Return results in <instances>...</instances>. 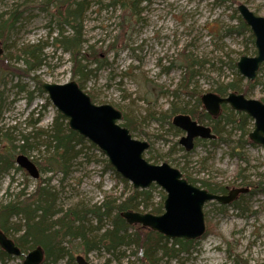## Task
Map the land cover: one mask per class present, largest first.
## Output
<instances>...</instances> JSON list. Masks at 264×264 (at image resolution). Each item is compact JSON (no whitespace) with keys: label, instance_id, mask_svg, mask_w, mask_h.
Instances as JSON below:
<instances>
[{"label":"rangeland","instance_id":"rangeland-1","mask_svg":"<svg viewBox=\"0 0 264 264\" xmlns=\"http://www.w3.org/2000/svg\"><path fill=\"white\" fill-rule=\"evenodd\" d=\"M113 1H89L82 18V51L86 60L77 64L79 58L75 61L55 41L60 30L71 35L70 29L57 20V2L0 0V15L24 11L6 41L0 42L4 51L0 59L7 62L5 66L0 61V66L25 68L15 58L21 46L39 44L41 51V65L27 76L0 74V153L13 146L14 157L25 155L40 173L39 179L34 180L15 163L14 169L0 179V205L15 200L22 190L25 197L32 195L37 182L45 180L55 196L53 210L58 214L52 218L54 221L64 213L89 212L103 204L119 203L133 189L105 168L106 158L97 148L98 151L81 147L66 173L48 169L46 162L53 151L42 140L29 151L21 153L18 148L23 143L22 136L50 130L58 113L40 85L75 82L91 96L95 106L109 105L135 124L130 134L150 145L144 158L151 164H169L189 175L199 189L202 182L227 191L245 184L252 187L249 193L239 196L235 205L206 203V232L194 241L190 252L155 260L154 264H264V148L245 143L253 122L242 128L225 125L222 139L213 144L201 142L189 153L179 145L185 134L171 123L175 115L195 106V98H190L189 92L194 91L199 97L213 93L238 74L236 63L241 57L255 56L249 34L235 31L236 8L243 4L264 18V0H123L126 5ZM65 9L64 6L62 10ZM185 60L194 64L193 77ZM79 66H84L85 76L79 73ZM243 82L245 86L247 81ZM255 82L254 89L243 95L261 101L264 70L257 73ZM173 108L178 111L171 115ZM202 125L211 126L207 120ZM243 133L246 135L242 138ZM160 192L165 197L160 188L153 190V207L163 204ZM220 207L225 212L219 211ZM85 220L95 236L109 226L108 220L99 222L89 214ZM11 223H19V219H12ZM208 224L214 228L211 234L207 233ZM63 244L74 258L84 256L79 240L66 238ZM86 259L91 264H141L134 250L112 254L96 247ZM23 260L24 257L9 256L4 264H22ZM43 264L73 263L63 257Z\"/></svg>","mask_w":264,"mask_h":264},{"label":"trees","instance_id":"trees-1","mask_svg":"<svg viewBox=\"0 0 264 264\" xmlns=\"http://www.w3.org/2000/svg\"><path fill=\"white\" fill-rule=\"evenodd\" d=\"M89 1L90 0H47V4L54 2L58 3L59 6H57L56 10L57 20L60 24L67 26L71 31V35H68V37L65 35L66 32L64 30H60L58 34L59 38H56L55 41H58L62 48L73 56L75 61L79 58V61L76 62L77 64H79L81 60H86L84 51H82L83 41L81 35L83 28L82 18ZM133 1L134 0L131 2ZM223 1H232L236 3L234 0ZM113 2L126 5L123 0H115ZM64 6L66 9L62 10ZM23 13L24 11L14 10V12L7 16L6 14L0 15V42L6 41L10 33L19 23ZM236 20V33L247 32L250 42L254 44L253 36L249 28L239 16ZM40 52L39 44L21 46L17 49L15 58L16 61L21 62L25 68L19 70L0 66V74L2 72L5 74L18 73L27 76L31 71H34L41 65ZM254 55H256V52H254ZM0 61H2L1 64L7 66V62H5L3 57ZM185 63L187 71L193 77V62L185 60ZM79 67L81 68L79 73L85 76L86 74L82 70L84 66ZM263 70L264 68L261 67L259 72ZM243 81L244 80L237 74L227 84L219 85L214 89L213 93L221 97L228 93H250L255 87V80L253 82H247L245 86H243ZM188 95L190 98H195V106L190 110L185 109L183 114L190 116L191 119L195 120L198 124H202L206 120L209 121L211 124L210 127L216 136V140L222 139L221 135L225 125L233 124L238 128H242L245 124L252 123V120H250L247 115L234 112L226 105H222L220 114L216 118H212L202 110L200 97L194 91L189 92ZM261 101L264 103V98ZM177 111V109L173 108L170 110V114L174 115ZM163 116L165 117L168 115L163 114ZM122 121V127L128 129L129 132L134 131L135 124L128 120L125 114H122ZM245 135L246 134L243 133L242 138L245 137ZM6 140L10 143L8 139ZM40 140H42L41 143H47L53 151L51 157L47 159L46 162L49 167L48 169L59 170L63 173H66L72 159L78 158V153H81V147L98 151L93 144L70 130L66 119L59 113H56L50 130L40 131L39 133H35L34 136H22L21 141L23 143L18 148L21 149V153L29 151L33 149L36 144L39 145L37 142ZM249 142V139L245 141V143ZM199 143H201V141H196L195 145ZM213 143L214 141L210 142V144ZM13 149V146H9L3 153H0V179L14 168L13 164L16 163L15 160L18 155L14 157ZM146 160L150 163V160ZM104 164L105 168L111 171L116 178L127 187V182L123 180L119 174L114 172L106 159H104ZM183 177L194 186L197 183L189 175H183ZM244 186L250 189L252 188L249 184H245ZM155 189V186H151L148 190L132 189L131 192L125 196L126 198L119 203L113 205L103 204L99 207H94V209L89 212H78L75 210L71 213H64L59 216V218L52 221V218L58 214L53 210L55 196L49 188L48 182L40 180L37 182L36 189L32 195L25 197L24 190H22L15 200L0 205V231L7 238L11 239L22 253L27 250L32 251L36 247H41L44 251L45 263L55 262L63 257H68L69 261L73 264L75 263L73 254L68 251L63 244L66 238L70 241L79 240L80 248L85 257H87L90 251L96 249V247H101L107 253L112 254L126 253L127 250H134V254L137 255V260L141 264H154L155 260H162L164 258L171 259L178 257L180 254L189 253L195 245V242L185 240L168 241L164 236L150 229L143 228L139 225H128L121 217V213L126 211L149 213L155 216L160 215L163 210L162 202L157 207H153V190ZM201 189H206L212 194L219 195L227 194L229 191L222 186L212 187V185L207 182H202ZM160 198L162 201L165 198L161 192ZM219 211L225 212V208L220 207ZM87 214L94 216L99 222H101L102 219L108 220V228L103 229L99 235L95 236L93 230L86 225L88 223L85 220ZM17 218L19 219V223H11L12 219ZM207 228V233L209 234L214 230L211 224H208ZM159 255L160 258L158 257ZM6 259H9V256L0 249V263L4 264Z\"/></svg>","mask_w":264,"mask_h":264},{"label":"water","instance_id":"water-1","mask_svg":"<svg viewBox=\"0 0 264 264\" xmlns=\"http://www.w3.org/2000/svg\"><path fill=\"white\" fill-rule=\"evenodd\" d=\"M237 12L254 38L256 55L252 58L241 57L236 69L244 80L251 82L256 78L259 67L264 66V18L255 15L245 5H239ZM3 52L0 44V56ZM41 90L47 94L56 111L67 120L69 129L93 144L105 156L112 169L132 188L147 190L155 185L165 193L161 215L122 212L121 217L130 226L139 225L170 240H198L206 230L203 215L206 203L229 205L239 195L249 192L248 188H234L226 195L212 194L188 183L177 169L167 163L150 164L143 157L149 144L133 139L129 130L118 123L122 119L121 112L109 105L95 106L75 82L63 85L43 83ZM200 102L212 118L220 114L222 105L234 112L246 114L254 125L248 135L250 142L264 148V104L261 101L246 99L236 93H229L225 97L207 93L201 96ZM171 123L184 132L179 145L186 152L193 150L195 140L215 139L210 127L199 125L188 115H176ZM15 162L34 180L39 178L37 167L27 157L17 156ZM0 249L8 256L24 257L22 264H42L44 261L41 247L34 248L24 256L1 231ZM75 262L91 264L81 255L75 258Z\"/></svg>","mask_w":264,"mask_h":264},{"label":"bare ground","instance_id":"bare-ground-1","mask_svg":"<svg viewBox=\"0 0 264 264\" xmlns=\"http://www.w3.org/2000/svg\"><path fill=\"white\" fill-rule=\"evenodd\" d=\"M237 7H238V6H237ZM236 12H237V8H236ZM251 12H252V11H251ZM237 14H238V12H237ZM235 15H236V14H235ZM238 16H239V15H238ZM238 16H237V17H238ZM237 17H236V18H237ZM239 17H240V16H239ZM20 20H21V19H20ZM19 22H20V21H19ZM81 36H82V35H81ZM81 38H82V37H81ZM249 41H250V40H249ZM253 41H254V38H253ZM1 47H2V45H1ZM2 49H3V47H2ZM3 53H4V52H3ZM37 68H38V67H37ZM37 68H36V69H37ZM36 69H35V70H36ZM82 70H83V69H82ZM238 75H239V74H238ZM41 85H42V84H41ZM41 85H40V87H41ZM202 110H203V109H202ZM203 111H204V110H203ZM173 118H174V117H173ZM172 126H173V125H172ZM173 127H174V126H173ZM174 128H175V127H174ZM175 129H177V128H175ZM177 130H179V129H177ZM179 131H180V130H179ZM181 138H182V137H181ZM181 138H180V139H181ZM6 141H7V140H6ZM179 141H180V140H179ZM149 146H150V145H149ZM18 156H20V155H18ZM23 156H25V155H23ZM25 157H26V156H25ZM13 165L15 166V164H13ZM16 166L18 167L17 164H16ZM19 168H20V167H19ZM10 169H11V168H10ZM13 169H14V168H13Z\"/></svg>","mask_w":264,"mask_h":264},{"label":"flooded vegetation","instance_id":"flooded-vegetation-1","mask_svg":"<svg viewBox=\"0 0 264 264\" xmlns=\"http://www.w3.org/2000/svg\"><path fill=\"white\" fill-rule=\"evenodd\" d=\"M250 192V191H249Z\"/></svg>","mask_w":264,"mask_h":264}]
</instances>
